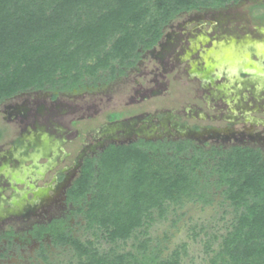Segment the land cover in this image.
<instances>
[{"label": "rangeland", "instance_id": "374dc122", "mask_svg": "<svg viewBox=\"0 0 264 264\" xmlns=\"http://www.w3.org/2000/svg\"><path fill=\"white\" fill-rule=\"evenodd\" d=\"M138 52L130 66L116 61L122 73L114 78L106 71L69 91L28 89L0 102V264L87 263L70 245L33 237V228L53 220L108 254L112 246L86 228L66 191L82 157L140 139L156 143L166 162L174 161L172 143L187 141L188 150L175 159L182 165L201 150L211 202L169 203L160 217L153 210L146 233L137 230L116 253L136 254L148 238L162 257L183 246L181 264H209L218 251L235 213L224 187L215 185L214 164L233 146L264 157V0L182 12L155 46Z\"/></svg>", "mask_w": 264, "mask_h": 264}, {"label": "trees", "instance_id": "16d2710c", "mask_svg": "<svg viewBox=\"0 0 264 264\" xmlns=\"http://www.w3.org/2000/svg\"><path fill=\"white\" fill-rule=\"evenodd\" d=\"M230 1L236 0H0V102L28 89L69 91L83 80L108 76L106 71L114 78L122 73L116 61L119 67L132 65L138 49L155 46L163 27L178 14ZM172 145L174 161L166 162L156 143L141 139L110 144L98 157L83 160L66 202L83 213L95 237L112 246L108 254L99 255L71 236L64 220L37 225L33 237L41 242L49 235L54 244L70 245L88 259L85 264H181L183 246L162 257L158 244L149 245L150 238L138 243L136 254L115 251L137 230L146 233L153 210L160 217L169 203L211 202V173L202 172L201 150L194 149L197 153L182 165L175 159L189 144ZM155 154L164 164L155 161ZM213 173L235 216L209 264H264V157L258 150L233 146L215 162ZM6 234L11 238L13 232Z\"/></svg>", "mask_w": 264, "mask_h": 264}, {"label": "flooded vegetation", "instance_id": "af4514ba", "mask_svg": "<svg viewBox=\"0 0 264 264\" xmlns=\"http://www.w3.org/2000/svg\"><path fill=\"white\" fill-rule=\"evenodd\" d=\"M112 121H113V120H112ZM107 146H108V145H107ZM107 146H106V147H107ZM106 147H104V149H105ZM104 149H103V150H104ZM103 150H102V151H103ZM102 151H101V152H102ZM66 157H67V156H66ZM85 158H87V156L82 157L80 167H81V165H82V163H83V160H84ZM80 167H79V170H80Z\"/></svg>", "mask_w": 264, "mask_h": 264}]
</instances>
